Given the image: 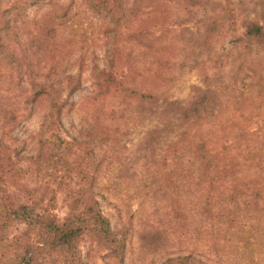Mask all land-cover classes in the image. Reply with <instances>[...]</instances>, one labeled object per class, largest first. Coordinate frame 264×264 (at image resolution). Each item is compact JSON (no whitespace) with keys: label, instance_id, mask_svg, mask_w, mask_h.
I'll use <instances>...</instances> for the list:
<instances>
[{"label":"rangeland","instance_id":"374dc122","mask_svg":"<svg viewBox=\"0 0 264 264\" xmlns=\"http://www.w3.org/2000/svg\"><path fill=\"white\" fill-rule=\"evenodd\" d=\"M61 1L73 3L80 21L78 33L72 27L64 31L76 39L75 46L51 76L76 77L61 93V127L44 131L51 106L44 98L20 113L6 141L22 159L36 154L42 136L56 145L63 141L68 162L60 164V176L66 185L58 180L45 191L55 192L54 213L63 220L71 196L82 191L98 200L123 245L114 254L86 234L80 242L84 264H180L177 258L187 255L203 264H264V251L247 252L223 232L207 235L201 213L206 194L193 191L187 181L176 183L180 166L173 161L170 146L176 138L168 124L176 121L162 111L170 101L186 105L208 84L224 81L230 105L200 129L224 153L223 161H243L250 148L262 146L264 99H258L257 86L264 84V48L241 40L251 21L264 29V0H145L134 30L123 29L117 37L110 33L111 38L83 0ZM40 12L33 7L30 16ZM47 65L49 70L55 62ZM111 70V81L117 82L106 84L105 72ZM234 90L242 108L234 104ZM143 93L155 97L146 100ZM236 121L249 133L234 146Z\"/></svg>","mask_w":264,"mask_h":264},{"label":"trees","instance_id":"16d2710c","mask_svg":"<svg viewBox=\"0 0 264 264\" xmlns=\"http://www.w3.org/2000/svg\"><path fill=\"white\" fill-rule=\"evenodd\" d=\"M143 2L146 1L83 0L87 9L101 19L109 38L111 34L119 36L123 29L134 30L144 11ZM33 7L41 8L42 12L31 17ZM76 16L73 3L61 0H0V264H84L80 242L86 234L96 236L114 254L123 247L98 200L82 191L71 196L70 212L63 220L54 213L55 192L49 195L45 191L58 180L59 186L66 185L60 176L63 174L60 164L68 162L62 140L56 145L50 137L42 136L36 154L26 159L20 158L6 141L19 123L20 113L35 108L44 98H49L51 105L44 131L60 129L65 105L61 93L65 85L72 86L76 77L64 72H57L55 80L51 76L60 67L62 55L71 54L69 49L75 46L76 39L64 31L71 27L74 29L71 32L80 31ZM246 30L240 40L248 45L256 42L264 48L263 26L251 21ZM112 44L117 47L116 41ZM49 60L55 65L48 70ZM115 64L116 59L112 58V68ZM105 74L106 84L117 82L111 81L114 70ZM257 87L261 101L264 84ZM228 89L224 81L208 84L186 105L170 101L162 107L168 118L176 121L168 123L176 138L170 146L173 161L180 166V171L176 170V183L187 181L193 191L206 194L201 213L207 221L204 225L207 235L223 232L225 238L240 242L247 252H262L264 215L259 213L264 212V143L250 148L243 161H223L224 153L200 129L203 122L222 114L230 105L225 97ZM234 95L238 97L234 104L242 108L243 101L237 93ZM142 97L147 100L155 96L143 93ZM261 106L258 104L257 108ZM236 124L234 146L249 133L243 122ZM80 204L84 207L77 209ZM177 261L203 264L192 255L179 257Z\"/></svg>","mask_w":264,"mask_h":264}]
</instances>
